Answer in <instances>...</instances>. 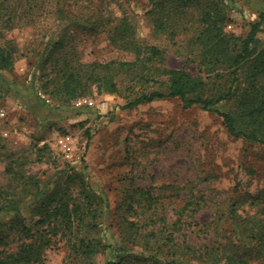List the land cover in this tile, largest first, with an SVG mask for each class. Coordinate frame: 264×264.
I'll use <instances>...</instances> for the list:
<instances>
[{"label":"rangeland","instance_id":"1","mask_svg":"<svg viewBox=\"0 0 264 264\" xmlns=\"http://www.w3.org/2000/svg\"><path fill=\"white\" fill-rule=\"evenodd\" d=\"M260 12L264 0H0V49L11 54L0 68V191L28 201L15 214L0 213L9 247L41 237L35 264H106L108 243L121 264H213L189 250L227 241L231 204L236 220L254 228L252 217H264L262 204L250 200L264 192V144L230 136L221 117L177 98L123 106L166 90L170 69L194 77L203 97L222 92L229 64L215 62L209 47L218 38L206 28L214 20L236 50ZM124 23L139 56L112 35ZM57 40L61 46H53ZM248 70L239 74L241 86ZM64 71L81 80L83 93L70 101L58 88ZM90 76L112 77L116 88L100 89ZM79 98L93 106L76 108ZM216 106L238 112L235 101ZM65 208L70 222L57 211ZM10 219L30 233L7 228ZM152 233L158 259L136 253H156ZM170 234L177 257L163 243Z\"/></svg>","mask_w":264,"mask_h":264},{"label":"trees","instance_id":"2","mask_svg":"<svg viewBox=\"0 0 264 264\" xmlns=\"http://www.w3.org/2000/svg\"><path fill=\"white\" fill-rule=\"evenodd\" d=\"M158 3H162L163 0H154ZM211 19V17H210ZM212 24L206 28L209 33L215 32V37L218 41L209 47L210 54L214 56L215 62H224L229 64L230 73V83L222 92L214 94L210 97H203L196 92L197 81L189 73L183 69H170L168 71V86L166 90H153L148 93H141L133 100L127 102L123 107L131 108L140 103H148L157 99L163 98H177L181 101L184 108H189L193 105H200L203 109L208 110L219 117L222 118L227 133L233 137H242L249 142H258L264 144V85L261 80L264 78V46H260V43L264 45V41L260 42L257 33L260 32L264 26V12H260L258 19L250 24V29L244 39L238 44L236 50L228 49L230 40L225 37L220 36L221 32L219 28H216V22L212 20ZM112 35L116 36L114 39L124 40L129 44L128 47L140 55L141 48L137 44L129 32V27L124 23L121 26H114L112 29ZM128 39V40H127ZM62 43L58 40L53 44V46H61ZM151 55L157 56L160 51L152 46L150 48ZM4 50L0 49V68L8 66L9 61H11V54H4ZM220 59V56L223 55ZM100 65V64H99ZM103 70L109 68V64L100 65ZM245 68H248V72L245 73L244 84L240 85V72ZM62 85L59 88L60 93H65L66 97L64 101H70L81 95L83 92L81 90V80L77 77L68 73L67 71L61 72L60 74ZM92 83H95L97 87H108L110 90L116 88V84L112 77L102 78L100 76H90ZM57 88V89H58ZM63 88V89H62ZM53 93L51 89L49 94ZM195 94V96H193ZM64 97V96H63ZM235 101L237 111L226 112L221 111L217 108V104L221 101ZM137 191V190H136ZM0 199H5L6 203L0 206V213H14L26 207L28 201L21 203L16 200L15 197L4 189L0 191ZM251 203L262 204V210L264 212V192L258 195L250 196ZM132 196L128 202V209L132 207ZM233 202H235L233 200ZM59 214H62L67 218V221H71L70 214L67 213V208L63 211L62 209H57ZM230 218L234 228L230 232V236L227 241L219 242V245L215 247L214 245H201L199 247H191L190 254L194 258H197L208 262L211 259L217 261L213 264H217L220 261H224L225 264H250L249 260L253 259L259 264H264V259L262 258L264 254V217L253 219L254 228H246L242 226L240 222L236 220V208L235 203L230 205ZM15 214V213H14ZM10 223L7 228L10 230H21L25 234L30 233V228L26 226L23 220H18L16 224ZM44 223V220H41ZM132 222L124 219L123 223ZM44 236V235H41ZM133 237L132 235H129ZM152 242L156 245V253L149 254L146 251H137L136 253L142 254L150 258L158 259L157 253L160 251V245L158 244V235L152 233ZM9 237L8 232L0 234V264H35L41 260L40 255L42 238L37 240H32L29 242H23L18 249L12 250L7 244V238ZM126 239L125 237H122ZM154 239V240H153ZM163 243H172L171 255L177 257V251L175 248L179 243H173L172 235L162 236ZM147 246L149 242H145ZM211 249L208 250V247ZM86 251L89 252V245L85 244ZM207 248L204 253L202 249ZM104 254L106 257V264H121L123 263L122 258L117 260V256L113 255V249L111 244L103 245ZM170 251V250H169ZM214 251V253L209 252ZM199 255V256H198Z\"/></svg>","mask_w":264,"mask_h":264},{"label":"built area","instance_id":"3","mask_svg":"<svg viewBox=\"0 0 264 264\" xmlns=\"http://www.w3.org/2000/svg\"><path fill=\"white\" fill-rule=\"evenodd\" d=\"M74 106L76 108H80V107H92L93 106V101L88 99V98H79L77 100L74 101ZM67 138L62 137L59 139V145L61 146V148H63L65 151H69L71 148L68 146V142H67Z\"/></svg>","mask_w":264,"mask_h":264}]
</instances>
